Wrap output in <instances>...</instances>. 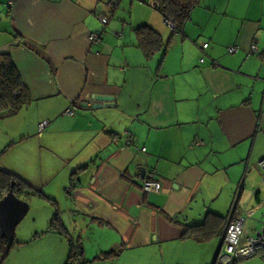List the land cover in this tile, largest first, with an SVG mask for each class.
Segmentation results:
<instances>
[{
	"label": "crops",
	"instance_id": "1",
	"mask_svg": "<svg viewBox=\"0 0 264 264\" xmlns=\"http://www.w3.org/2000/svg\"><path fill=\"white\" fill-rule=\"evenodd\" d=\"M8 1L0 0V54L32 102L0 117V172L52 217L11 249L49 238L65 264L71 238L85 264H211L221 238L199 242L184 228L264 201V0H201L177 35L151 1L121 0L113 13L108 0ZM143 25L166 44L148 59L133 32ZM103 29L101 43L89 44ZM230 46L238 52L228 55ZM147 173L158 194L141 191ZM262 211L261 203L254 214ZM255 221L249 234L264 214Z\"/></svg>",
	"mask_w": 264,
	"mask_h": 264
},
{
	"label": "trees",
	"instance_id": "2",
	"mask_svg": "<svg viewBox=\"0 0 264 264\" xmlns=\"http://www.w3.org/2000/svg\"><path fill=\"white\" fill-rule=\"evenodd\" d=\"M147 1H151L154 5L155 11L159 13L163 20L172 22L176 27V33L180 34L185 24L190 20L192 11L199 5L201 0ZM133 32L136 36L138 47L147 59L151 58L156 52L165 49L166 44L161 35L149 26H139L135 28ZM171 34L174 35L173 33ZM31 102V94L23 85L19 72L10 55L0 54V117L14 116L23 108L29 106ZM10 189L18 199L27 203L29 202L30 196L33 194L20 181L0 172V200ZM234 203L235 202H233L232 207L235 205ZM54 217L55 218L49 226L48 232L56 230V225L54 224V221L57 219L56 214ZM233 218L234 215L232 214L225 217L208 214L202 224L186 226L184 228L183 236L194 238L199 242H205L210 238L219 237L221 238L219 241L221 249L226 229ZM67 242L68 258L65 264H72L76 260L83 261L79 242H76L71 238L67 239ZM218 254L214 257L211 264H217ZM6 257L7 255L5 258ZM4 260L1 264H3ZM82 264H85V262L83 261Z\"/></svg>",
	"mask_w": 264,
	"mask_h": 264
},
{
	"label": "built area",
	"instance_id": "3",
	"mask_svg": "<svg viewBox=\"0 0 264 264\" xmlns=\"http://www.w3.org/2000/svg\"><path fill=\"white\" fill-rule=\"evenodd\" d=\"M16 0H9L6 4L7 8L10 9L13 7ZM121 0H108L107 8L109 12L113 13L116 11L120 4ZM151 6L154 8L153 3ZM97 20L101 24L102 27H106L109 22V17L105 14L98 13ZM164 24L169 29L171 33L177 35L176 27L172 22L168 20H164ZM105 34V30H101L99 32L91 33L88 35V43L91 45L100 44ZM201 51H204L208 48V43L198 42ZM239 50L238 46H230L227 47L226 52L228 55H234ZM257 52L256 42H253L249 49V54H255ZM200 63L204 62V58H201ZM69 114H72L71 111H67ZM45 123L40 126V129ZM135 139L128 134L125 137L126 146L132 147L136 150H139ZM141 152H144L145 149H140ZM258 169L264 174V158H262L257 163ZM261 182L264 183V177H262ZM161 189V184L154 179L152 173H147L142 180L141 183V191L144 194H158ZM256 192H253V196H255ZM264 204V201L261 202ZM261 203H259L255 208L245 210L243 215H239L234 217L230 224L228 225L223 244L219 251L217 257V264H233L239 262L241 260L259 255L261 259H264V223H261V226L258 230L254 231L252 234L248 233V221L253 220L254 213L259 210ZM82 260H76L72 264H82Z\"/></svg>",
	"mask_w": 264,
	"mask_h": 264
},
{
	"label": "rangeland",
	"instance_id": "4",
	"mask_svg": "<svg viewBox=\"0 0 264 264\" xmlns=\"http://www.w3.org/2000/svg\"><path fill=\"white\" fill-rule=\"evenodd\" d=\"M134 1H139L141 4L143 3L144 5L148 3L147 0ZM124 3L125 1L123 2V5ZM168 39H170V36H168ZM116 115L118 114H112L113 117ZM109 117L110 116L107 115V118ZM260 191L264 193V185L261 186ZM28 204L29 210L27 215L16 227L15 238L18 241L26 240L27 238L32 237L35 232H43L48 227L50 218H52L47 215V210L45 208L37 207L35 202H28ZM251 206H253V204H251L249 208ZM261 213L264 214V211H262ZM261 213L254 214L253 219L259 220ZM251 225H253V220L248 221V228H251ZM217 244V240L212 242V245L216 246ZM31 253H34L33 259L35 260V262L38 263H33V259L30 257L32 255ZM62 258L63 249L60 244L57 242H53L49 238H44L42 241L37 242L36 244L29 246L28 248H25L21 251H18L16 248H12L11 250H9L3 264H43L45 262H48V264H63ZM237 264H264V259H261V257L256 255L241 260Z\"/></svg>",
	"mask_w": 264,
	"mask_h": 264
},
{
	"label": "water",
	"instance_id": "5",
	"mask_svg": "<svg viewBox=\"0 0 264 264\" xmlns=\"http://www.w3.org/2000/svg\"><path fill=\"white\" fill-rule=\"evenodd\" d=\"M96 101H109L107 97H96ZM100 107V106H98ZM144 169L141 171L143 177ZM29 210V204L18 199L10 189L0 200V264L12 247L15 230Z\"/></svg>",
	"mask_w": 264,
	"mask_h": 264
}]
</instances>
